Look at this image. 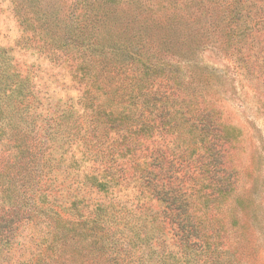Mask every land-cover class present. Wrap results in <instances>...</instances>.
I'll list each match as a JSON object with an SVG mask.
<instances>
[{"label": "rangeland", "instance_id": "374dc122", "mask_svg": "<svg viewBox=\"0 0 264 264\" xmlns=\"http://www.w3.org/2000/svg\"><path fill=\"white\" fill-rule=\"evenodd\" d=\"M56 1L66 3L58 15H67L73 0L41 5ZM113 2L116 13L79 70L72 47L35 37L20 25L13 0H0V101L19 110L16 119L33 149L22 181L14 177L8 186L27 189L35 208L0 245V264H109L76 232L65 242L55 227L62 225L55 217L77 220L97 204L105 229L118 239V264H264V0ZM149 93L157 100L143 101L140 95ZM100 100L151 111V121L136 137L140 150L119 161L118 185L97 191L91 175L108 162L91 147L87 114ZM163 107L170 111L165 117ZM202 116L227 138L213 132L201 144ZM214 149L226 170L221 177H232L228 188L215 181L214 191L205 189L194 204L216 245L210 254L186 255L170 238L163 204L140 193L135 157L149 155L152 169L183 191L207 177L193 165ZM3 152L12 156L11 169L13 142L0 137Z\"/></svg>", "mask_w": 264, "mask_h": 264}, {"label": "trees", "instance_id": "16d2710c", "mask_svg": "<svg viewBox=\"0 0 264 264\" xmlns=\"http://www.w3.org/2000/svg\"><path fill=\"white\" fill-rule=\"evenodd\" d=\"M41 1L13 0V8L18 13L20 25L28 28L31 34L37 38L51 36V38L58 41L56 43L58 46L72 47L76 51L73 58L78 64L77 68L81 70L80 67L90 56L95 39L101 38L99 37L100 28L105 26L106 22L111 21L110 18L113 19L112 15L116 13L112 8L115 0H73L68 5L70 7L69 13L64 16H59L58 10L61 5H66L65 2L62 4H59V1L48 2L42 6ZM23 4H27L34 10L19 15L20 10L18 8H22ZM79 63H82V65L80 66ZM3 76L0 68V81H2ZM97 89H99L98 86ZM140 96L146 102L157 100L154 93ZM89 107L91 110L87 116L91 124V130L95 132L92 135L94 139H90L91 147L100 152L108 162L107 165L101 167L99 176L91 175L92 187L97 191H101L105 190L104 188L111 183L118 185L119 179L116 173L121 169L117 168V165H120L119 161L125 157V153L130 150H132V153L137 149L140 150L136 137L141 126L145 123L149 124V121H151L149 119L151 111L144 114L139 111L141 108L138 107H133L134 109L119 108L116 105L110 107L104 103V100L97 101L95 108ZM18 112V109H9L3 106L0 101V137L13 142L15 148L11 169L8 161L12 156L8 155L7 152V155L3 152L4 155L0 156L4 170H0V194H2L0 196L2 198V204L0 205V245H5V242L11 238L14 228L26 218L25 212L32 214L35 210L31 204L32 195L28 194L27 189L21 187L11 189L8 186L11 181L15 182V178L22 181L23 175L21 173L23 170L27 171V154L33 152L32 146L26 142V132L19 127L16 119ZM159 114L165 117V115L170 114V111L163 107L159 110ZM135 115L139 119L135 120ZM206 122H209V120L202 116V125L197 134L201 144L204 141L208 142V139L210 140L209 134H212V138L213 132L217 134L218 139L224 140L227 138L226 130L221 131L215 125H213V129H210L209 124ZM90 136L91 134H89ZM132 140L133 143L131 144ZM113 145H115V149L112 148ZM82 154H84V150ZM148 156L147 154L137 155L134 161L139 171L140 193H145L163 204L161 209L165 217L163 221L166 222L170 238L178 246V249L186 255H190L192 252L210 254L213 249L212 246L216 244H213V237L208 235L205 222L197 213L194 203L197 198H201L205 194V189L210 188L211 192L214 191L215 181L219 184L224 181L225 188H228L226 187L227 179L232 175L227 173V179L221 177L220 173L224 172L225 174L226 170L219 168L220 165H223V162L219 159V156H221L219 149H214L212 152L208 150L202 160L196 161L198 165H195L194 162L193 166H197L199 174L201 175L202 170L203 173L207 174V177L201 176V184L190 183V185H186L183 191L178 190L161 169L154 171L152 164L148 162ZM207 159L212 161L205 165ZM19 163H21V166ZM8 170L11 171L12 178L15 177L13 180L10 179L11 176ZM194 178L196 177L194 176ZM74 192L76 193V191ZM83 198H81L82 201ZM72 204L74 205L73 202ZM27 205H29L28 208H26ZM87 208H89L87 209L89 214H81L77 220L61 219L60 216L55 217L57 224L60 221L62 222L61 227L55 226L57 231H63L65 242L71 239L72 232H76L80 237L79 241L90 245L91 251H96L104 256L109 264H118L119 261H122L120 260L122 251L119 248L117 237L105 229L103 214L99 213L103 208L98 204L93 205V207L87 206ZM209 258L212 259L211 256ZM212 260L214 261V259Z\"/></svg>", "mask_w": 264, "mask_h": 264}]
</instances>
